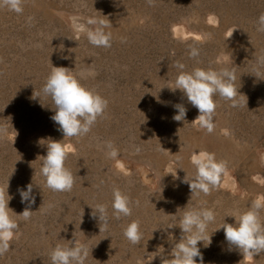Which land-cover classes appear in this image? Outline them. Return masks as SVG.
Returning a JSON list of instances; mask_svg holds the SVG:
<instances>
[{"label": "rangeland", "instance_id": "rangeland-1", "mask_svg": "<svg viewBox=\"0 0 264 264\" xmlns=\"http://www.w3.org/2000/svg\"><path fill=\"white\" fill-rule=\"evenodd\" d=\"M23 9L0 7V125L8 129L0 137V185L9 183L10 215L19 224L0 264H51L55 246L75 239L92 248L85 264H161L181 239L180 218L190 206L216 214L207 230L211 244L198 243L204 264H264V252L249 260L226 241L223 228L216 230L264 196V65L258 62L264 32L257 30L264 0H24ZM73 16L109 19L111 47L91 45L72 28ZM177 62L189 72L234 70L245 97L238 95L233 107L214 96L211 133L198 127V110L186 96L172 90ZM52 66L70 69L108 101L83 137L64 138L51 119L55 105L42 88ZM176 104L187 109L183 121L173 119ZM50 140L72 146L65 162L74 175L69 192L50 190L41 175ZM107 141L119 149L116 160ZM205 150L227 161L228 174L210 194L191 195L184 177L195 174L192 153ZM173 164L175 177L168 173ZM28 184L35 203L25 221L19 214L27 202L18 189ZM113 185L130 196L131 216L112 217ZM101 203L109 205L107 231H99L92 215ZM137 218L144 236L135 246L124 230Z\"/></svg>", "mask_w": 264, "mask_h": 264}, {"label": "clouds", "instance_id": "clouds-1", "mask_svg": "<svg viewBox=\"0 0 264 264\" xmlns=\"http://www.w3.org/2000/svg\"><path fill=\"white\" fill-rule=\"evenodd\" d=\"M148 3L152 5L154 0H148ZM23 4L24 0H0V7H6L16 13L23 12ZM71 24L74 31L79 35L86 36L91 45L111 47L112 33L110 29L112 25L109 19L73 16ZM234 29L231 30L227 38L232 35ZM257 30L264 32V14L259 17ZM189 55L195 58L199 55V50L193 47ZM258 62L264 65V55L258 57ZM175 67L181 71L172 90L179 89L186 96L187 101L198 110V116L194 121L197 122L198 127L206 129L209 133L215 128L214 116L217 105L214 96L219 94L221 98L232 101L233 107L239 106L238 95L245 97L238 92V88L235 86V73L230 68L220 70L195 68L189 72L184 71L185 65L179 62L175 64ZM42 93L46 97H50L55 105V113L51 119L59 126L58 130L62 132L63 137L69 139L87 135L98 118L104 115L108 106L107 99L95 90L82 85L73 72L66 67L52 66ZM174 107L177 109V114L173 119L175 121L185 120L187 113L185 106L176 104ZM7 131V126L0 125V137L7 135ZM15 133L17 135L16 131ZM50 141L47 144L46 155L41 157V175L45 178V184L50 190L69 192L74 185V175L66 167L65 162L72 146L62 144L61 141ZM106 147L109 158L116 160L119 156V149L112 141H107ZM136 151L139 152L140 149L137 147ZM191 164L195 168L194 176L190 179L184 177V182L188 183L191 195L210 194L213 188L219 186L222 176L228 174L227 161L217 160L215 153L206 150L194 151L191 155ZM121 167H124L122 163ZM170 168L171 171L168 173L175 177V170L179 168L174 164L170 165ZM102 184L103 182H101ZM101 185L97 186L98 189ZM8 187V181L6 185H0V256L9 251L11 241L19 227L18 222L13 220L10 215L13 211L8 206L12 199L8 194ZM18 191L21 202H27L25 210L19 215H22L27 221L33 212L30 211V207L35 203L33 185L28 184L25 189H18ZM112 197L113 218L119 220L132 215L133 202L119 186L113 185ZM51 207L53 205L49 204L48 208ZM108 207V204L101 203L93 209V217H98L99 220V231H107L109 228ZM262 210H264V196L257 198L247 211L241 213L238 221L233 224L224 223L216 229L223 228L226 241L249 260L264 252V219L260 215ZM215 215L213 209L205 206L187 207L179 223L182 232L181 239L172 248L171 258L162 257L161 264H198V260L199 264H204L198 243L203 242L205 247L211 244L212 234L209 235L207 230L209 224L215 221ZM173 226L176 225L173 224L171 227ZM124 236L133 245H141L144 233L138 218L133 219L125 227ZM205 240H207V244L204 243ZM91 249L87 243L76 239L68 241L66 244H57L51 252V264H85Z\"/></svg>", "mask_w": 264, "mask_h": 264}]
</instances>
